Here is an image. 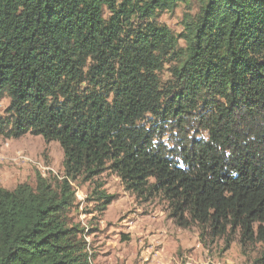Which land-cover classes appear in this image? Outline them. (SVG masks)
<instances>
[{
    "label": "trees",
    "instance_id": "1",
    "mask_svg": "<svg viewBox=\"0 0 264 264\" xmlns=\"http://www.w3.org/2000/svg\"><path fill=\"white\" fill-rule=\"evenodd\" d=\"M186 1L0 0V137L58 142L65 171L0 184V264H94L72 181L106 167L181 227L264 243V0H198L177 33Z\"/></svg>",
    "mask_w": 264,
    "mask_h": 264
},
{
    "label": "rangeland",
    "instance_id": "2",
    "mask_svg": "<svg viewBox=\"0 0 264 264\" xmlns=\"http://www.w3.org/2000/svg\"><path fill=\"white\" fill-rule=\"evenodd\" d=\"M198 11L199 1L187 0L160 20L178 33L185 12ZM9 103V98L0 102V114ZM63 160L61 145L47 142L41 135L0 137V184L7 189L23 182L35 186L37 173L53 182L61 180L65 176ZM100 183L102 190L116 195L103 211L93 200ZM72 187L76 205L69 216L85 228L94 264H253L264 251L261 242L243 247L233 235L211 238L206 233L201 235L197 226L177 225L167 200L162 196L138 197L107 167L92 180H73Z\"/></svg>",
    "mask_w": 264,
    "mask_h": 264
}]
</instances>
